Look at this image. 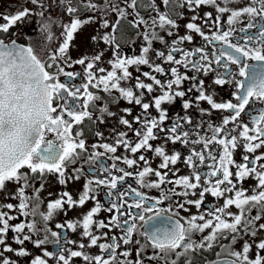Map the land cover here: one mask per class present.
<instances>
[{
	"label": "snow or ice",
	"instance_id": "snow-or-ice-1",
	"mask_svg": "<svg viewBox=\"0 0 264 264\" xmlns=\"http://www.w3.org/2000/svg\"><path fill=\"white\" fill-rule=\"evenodd\" d=\"M0 264H264V0L0 10Z\"/></svg>",
	"mask_w": 264,
	"mask_h": 264
},
{
	"label": "flooded vegetation",
	"instance_id": "flooded-vegetation-1",
	"mask_svg": "<svg viewBox=\"0 0 264 264\" xmlns=\"http://www.w3.org/2000/svg\"><path fill=\"white\" fill-rule=\"evenodd\" d=\"M17 3H18V0H7V5H8L7 8H3V9H0V10H3L5 12H7V11L15 12L16 8H17ZM237 27H239V25H237ZM36 29H37V25L35 23H30L29 25L23 26L22 28L17 29L15 31L22 30L28 36H31L33 41L39 42L41 37H40V35H39V33H38V31ZM15 31H13V33H12L13 35H15ZM98 47L103 48V45L101 44ZM157 47H159V45H157ZM80 51L89 52L90 53L92 51V49L81 48ZM122 51H123L124 54L132 55L134 53H138L139 49H138V47L129 48V47H127L125 45V46H123ZM74 70L75 71H80V67L77 66ZM64 79H65L64 77H61V80H64ZM76 82L80 83L79 80L76 81ZM232 91H234V88H233L232 85H225L223 87H217L216 93H215L216 99L218 101L232 99V97L230 95ZM205 107H207V105H205ZM180 112H181L180 106H179V104H177L175 106V108L172 110V115L175 116L176 113H180ZM213 119L214 120H218L219 119V115L214 116ZM245 121L247 122V117H245ZM104 130H105V132L107 134L108 129L105 128ZM49 138H52L51 134H50ZM86 139H87V142H88L89 145L94 142V139L91 136H87ZM240 152H241V150L238 149L236 151V153H235V158H236L237 161L240 160ZM84 169H85V175H89L88 166L87 165H84ZM82 183H83V178H82L81 182H78V184H82ZM64 190H70V189L63 188V186H60V185L56 184L54 178H49V183L46 184L44 191L41 193V196L43 198H45V200H46L48 198V192L51 191V192H53L55 194V193H57L59 191H64ZM150 194L151 195H157L158 193L155 190H153ZM53 198H55V196H53ZM214 203H216L215 198H212V197L208 196L206 198L205 207H210ZM193 211H195V209H193ZM99 215H100V217H103L104 213L101 212ZM73 218H75V213L74 212H70L68 214V219H73ZM61 220H62V217L59 216V215L54 217V219L51 222V225L53 226V230H56L54 228L55 223H59V222H61ZM65 234L70 239H77V240L79 239L78 233H72L70 230L67 231ZM46 247L49 250H54L53 246L50 245V244L46 245Z\"/></svg>",
	"mask_w": 264,
	"mask_h": 264
}]
</instances>
